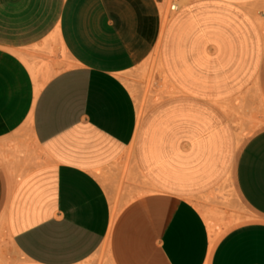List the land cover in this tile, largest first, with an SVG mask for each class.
Wrapping results in <instances>:
<instances>
[{"label": "crops", "instance_id": "obj_1", "mask_svg": "<svg viewBox=\"0 0 264 264\" xmlns=\"http://www.w3.org/2000/svg\"><path fill=\"white\" fill-rule=\"evenodd\" d=\"M164 4L0 0V140L26 122L41 155L0 170L8 264H264V128L236 150L225 109L264 96V0ZM156 52L174 94L141 119L122 78ZM227 180L255 220L214 236Z\"/></svg>", "mask_w": 264, "mask_h": 264}, {"label": "rangeland", "instance_id": "obj_2", "mask_svg": "<svg viewBox=\"0 0 264 264\" xmlns=\"http://www.w3.org/2000/svg\"><path fill=\"white\" fill-rule=\"evenodd\" d=\"M187 2L188 0H181V8ZM160 14L162 23L165 22V25L174 15L168 12L166 4L160 6ZM44 80L45 77L43 76L38 82ZM122 80L129 89L137 109L141 110V119L146 117L155 105L174 94L170 91L168 80L161 68L158 52L152 54L142 64L126 72ZM240 99L241 101L231 104V109L225 108L231 110V123L235 133L236 150L241 148L254 132L264 128V96L261 94L258 83ZM238 137L240 138L239 145L237 144ZM40 161L39 149L32 140L26 122L13 134L0 140V170L6 180L8 189L24 174L36 167ZM126 170L127 165L123 168L124 173ZM124 180H127V178H124ZM134 181H136V178H134ZM122 195H124V192L118 186L116 189V207L118 211L129 201L127 198H121ZM196 206L206 223L210 221L208 228L214 236L217 233L222 236L239 224L255 220L239 202L230 180L222 184L213 198L200 200L196 203ZM8 248L9 239L6 236L4 221L0 217V264H8L6 253Z\"/></svg>", "mask_w": 264, "mask_h": 264}, {"label": "built area", "instance_id": "obj_3", "mask_svg": "<svg viewBox=\"0 0 264 264\" xmlns=\"http://www.w3.org/2000/svg\"><path fill=\"white\" fill-rule=\"evenodd\" d=\"M168 12L176 14L181 9V0H165Z\"/></svg>", "mask_w": 264, "mask_h": 264}, {"label": "bare ground", "instance_id": "obj_4", "mask_svg": "<svg viewBox=\"0 0 264 264\" xmlns=\"http://www.w3.org/2000/svg\"><path fill=\"white\" fill-rule=\"evenodd\" d=\"M163 14V13H162ZM165 15V14H164ZM165 24V22L162 23V25ZM42 87L41 84H38L37 87H36V93H38V91L40 90V88ZM138 116L139 118H141V110L138 109Z\"/></svg>", "mask_w": 264, "mask_h": 264}]
</instances>
